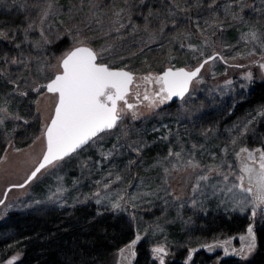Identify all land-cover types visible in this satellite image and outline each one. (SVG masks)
I'll use <instances>...</instances> for the list:
<instances>
[{"label":"rangeland","instance_id":"374dc122","mask_svg":"<svg viewBox=\"0 0 264 264\" xmlns=\"http://www.w3.org/2000/svg\"><path fill=\"white\" fill-rule=\"evenodd\" d=\"M212 3L213 0H0V12L21 15L18 25L0 30L8 35L7 39L0 38V68L7 78L20 77L21 84L25 80L29 84L33 80L45 82L36 71L37 64L41 61L54 64L72 46L74 37L101 53L100 59L111 68H123L136 78L160 74L170 67L192 70L214 52L227 59V63L216 60L206 64L183 100L168 101L154 108H149L147 101L139 103L133 94L140 92L142 100L144 90L151 92L155 85L141 84L137 88V79L128 96L129 102L137 105L135 118L125 109L123 120L111 133L103 134L105 138L99 141V147L86 146L55 167L42 169L27 183L44 150L43 138L36 137L53 114L56 97L45 93L38 105L33 103L29 116L16 120L11 117H21L19 104L15 95L2 87L0 105L8 109V114H0L4 120L0 125V222L11 211L44 212L49 208L92 203L101 210L126 215L141 236L134 257L126 250L129 242L113 254L110 264H136L138 253L144 249L149 264H159L152 252V248L159 246L167 250L165 263L183 250L184 259L191 264L197 252L198 258L203 257L200 248L204 254L215 255L211 264H217L222 257L252 259L257 246L246 258L226 255L224 248L229 253L233 249L238 251L243 243L239 237L247 235L249 226L255 233V227L264 222V211L257 208L256 216L252 217L251 204L240 211L237 205L245 194L239 189H234V198L231 193L219 191L212 195L213 189L209 187L203 193H193L199 169L183 167L188 159H194L207 171L208 165L226 161L238 171L234 152L240 146L264 148V134L258 131L264 118L259 115L264 111L262 107L226 120L229 107L242 102L255 81L264 80V72L258 67V63H264L261 58L264 48L260 47L264 44V0H214L213 7H209ZM248 32H255L257 39L252 41L249 37L245 43L241 36ZM63 39L64 44L56 46ZM17 44L20 46L16 47ZM190 45L198 51H191ZM236 53L239 55L232 59ZM25 57L31 58L28 69L10 63L13 58ZM248 72L252 73L251 80L244 78ZM36 98L35 93L33 100ZM23 120L29 122L25 124ZM122 130L127 131L126 137ZM117 137L121 147L104 159L101 151L111 150L118 143ZM234 139L235 145L231 143ZM134 141L140 143L139 155L126 146ZM225 148L227 152L223 151ZM169 150L181 152V159L167 157ZM130 160L135 163L130 164ZM169 161L176 163L178 170L166 177L164 167L171 168ZM221 170L227 171L226 165ZM117 175L121 179L108 189L97 183H107ZM221 180V176L213 173L209 183L219 188ZM229 180L234 181L235 177L230 176ZM21 184L24 187H18ZM97 191L101 197L108 193V198L99 204ZM121 195L124 197L120 200L121 208L113 210L111 202ZM133 195L137 197L135 200L131 199ZM209 213L248 215L250 223L238 234L215 232L201 236L199 230L208 226L201 218H208ZM4 235L0 231V237ZM225 241L230 243L224 244ZM209 244L214 245L212 250L207 249ZM121 249H125L123 254Z\"/></svg>","mask_w":264,"mask_h":264},{"label":"snow or ice","instance_id":"6c2138e0","mask_svg":"<svg viewBox=\"0 0 264 264\" xmlns=\"http://www.w3.org/2000/svg\"><path fill=\"white\" fill-rule=\"evenodd\" d=\"M214 0L209 7H213ZM171 15H175V12H170ZM47 13H45V16ZM119 15V12L117 13ZM207 23V21H205ZM31 27V25H29ZM197 28H200V24L197 23ZM223 29L221 28V31ZM249 37L252 41L257 39L255 32L243 33L241 39L245 43L249 42ZM0 38L7 39L8 35L5 31H0ZM207 40V38H205ZM20 45L17 44L16 47ZM183 47V45H181ZM264 48V44L260 45ZM189 49L193 52L198 51L195 47L189 46ZM249 55H254V52H249ZM23 55V54H21ZM101 53H98L90 46H88L84 40L74 37L72 46L59 57L56 58L54 64H48L46 61H41L36 66V71L40 76L44 77L45 82L38 83L37 80H33L30 84L25 80L23 84L20 83V77L16 79L6 78V83L13 85V93L21 97H28L30 89L31 92L37 94V98L32 102L39 104V99L42 98L45 93L53 94L56 97L54 112L49 120L43 124L40 134L36 137L37 140L43 138L44 150L42 157L38 165L32 170L31 174L27 177L26 183L34 179L37 174L47 166L55 167L58 162L64 161L66 157H70L73 154L78 153L79 150L85 149L86 146L99 147V141L105 137L103 134L111 133L113 129H116L119 123L123 120L126 114L125 109L132 112L133 117L137 116L134 109L136 104L130 103L128 96L131 92L130 86L134 81L138 79L136 87L140 88L141 84L155 85L153 91H148L146 88L143 92L142 100L141 93H134L135 99L139 103L144 101L148 102L149 108H154L159 104L171 101L174 97L183 100L185 94L189 92V87L193 80L197 79L201 70L206 64L211 61L220 60L227 63V59L214 52L212 55L204 58L199 62V65L192 70H186L185 68H168L163 71L162 74L148 73L139 78H136L130 71H126L123 68L119 70H113L108 64L104 63L101 57ZM200 55L203 56V52L200 51ZM239 53H236L232 59H235ZM264 59V56L261 57ZM31 58L25 57L24 59L13 58L10 60L12 65H23L25 69H28ZM258 63V62H256ZM231 67H244V65H230ZM258 67L264 72V63H258ZM5 72L0 68V77H5ZM245 79L251 80L252 73H246ZM231 83V81H228ZM7 103V101H5ZM121 103L123 107H121ZM39 113V108L36 109ZM0 114H8V109L3 105H0ZM259 115L264 116V111H261ZM16 120H22L23 118L16 115L11 117ZM4 122L3 118H0V125ZM27 124L28 120H23ZM247 130V124H245V131ZM121 134L127 136V131L122 130ZM120 137H117L118 143L114 144L112 149L108 152L101 151V156L104 159L110 158L114 152L118 151L121 147L119 144ZM166 139V137H165ZM233 145L236 144V140H232ZM132 151L139 155L141 151L139 142H132L126 145ZM195 147V145H193ZM227 152V148L223 149ZM235 159L239 162L238 171H234V166L231 163L222 162L220 165H208L207 171L194 159H188L183 165L185 168H191L194 171L199 169V174L196 177V182L192 188L193 193H203L205 187L213 189L212 195H216L217 191L223 192L225 195L231 193L232 197H235L234 189H239L241 193L245 195L240 198L239 207L240 211H244L248 204L252 205L251 216L255 217L257 214V208H261L264 211V148L249 149L245 146H240L238 151L234 152ZM167 157H175L176 160L181 159V152H173L169 150ZM167 157L165 159H167ZM130 164H134V160L129 161ZM171 168L164 167L165 176L171 174L172 171H177V164L169 161ZM226 165L227 171H222ZM221 176L222 180L218 182L222 186L217 188V184L209 183L212 174ZM111 175V172H109ZM234 176L235 180L230 181L229 177ZM121 179V176L117 175L114 180L104 183L103 181H97L98 184H103L104 189H108L112 183H115ZM245 180H247V186H245ZM142 182V181H141ZM201 182H204L203 184ZM165 183L167 180L165 179ZM131 186V185H129ZM18 187H24L23 184ZM144 195H150V193H144ZM97 197L96 202L101 203L102 199L108 198V193L101 197V193L97 191L95 193ZM123 195L115 202H111L113 210L121 208L120 200ZM137 197L133 195L132 200ZM251 198V199H249ZM2 203V201H0ZM195 203V201H193ZM235 210V209H234ZM141 236L136 235L135 239L127 246V251L131 256H135V245ZM239 239L243 242L241 248L237 251L233 249L231 253L227 247L224 248L225 254L240 255L242 258H246L247 253H251L257 246L256 236L253 231V227L249 226L247 229V235L241 236ZM230 241H225L224 244H228ZM223 246V245H222ZM208 250H212L214 245H206ZM125 249H121L123 254ZM195 251V250H194ZM152 252L155 258L159 260V264H165L164 256L167 255V250L163 246L152 248ZM17 257H13L8 264H14ZM188 259H191V254Z\"/></svg>","mask_w":264,"mask_h":264},{"label":"trees","instance_id":"16d2710c","mask_svg":"<svg viewBox=\"0 0 264 264\" xmlns=\"http://www.w3.org/2000/svg\"><path fill=\"white\" fill-rule=\"evenodd\" d=\"M20 19L19 14L0 12V30L10 25H18ZM64 42L63 39L56 46H61ZM6 78L0 77V92L3 87L13 93V85L6 83ZM27 90L28 97L14 94L21 117L25 118L33 110L32 101L35 94L30 89ZM257 107L264 110V80L255 81L244 100L229 107L230 115L226 120L229 121ZM33 125L37 126V122ZM258 131L264 134V118L258 125ZM208 218H201L208 223L205 230H199L201 236L215 232L238 234L250 223L248 215L226 216L222 213H209ZM0 231L6 233L0 237V264H8L13 257H17L14 264H110L113 254L133 241L137 234L126 215L101 210L92 203L49 208L44 212L11 211L0 222ZM255 236L257 250L252 259L222 257L217 264H264V222L255 227ZM200 249L203 257L198 258L197 252L191 264H211V260L216 258L215 255L204 254L203 248ZM196 251H199V248ZM138 254L140 257L136 264H149V256H146L148 252L145 249ZM144 254L146 257L143 258ZM187 262L182 250L165 264Z\"/></svg>","mask_w":264,"mask_h":264},{"label":"water","instance_id":"95a60500","mask_svg":"<svg viewBox=\"0 0 264 264\" xmlns=\"http://www.w3.org/2000/svg\"><path fill=\"white\" fill-rule=\"evenodd\" d=\"M113 70H119V69H121V68H112ZM178 69V68H177ZM125 70V69H124ZM127 71V70H126ZM165 71V70H164ZM163 72H161L160 74H162ZM131 87V86H130ZM179 98H173L171 101L173 102V101H175V100H178ZM54 112V111H53ZM39 163V162H38ZM38 165V164H37ZM36 165V166H37ZM31 174V173H30ZM25 183H26V181H25Z\"/></svg>","mask_w":264,"mask_h":264}]
</instances>
